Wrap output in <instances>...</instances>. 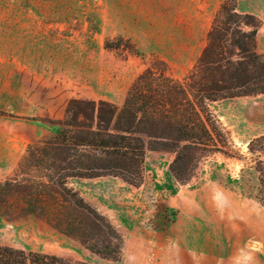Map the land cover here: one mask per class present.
Masks as SVG:
<instances>
[{
    "label": "rangeland",
    "instance_id": "1",
    "mask_svg": "<svg viewBox=\"0 0 264 264\" xmlns=\"http://www.w3.org/2000/svg\"><path fill=\"white\" fill-rule=\"evenodd\" d=\"M221 0L220 2H223ZM261 22L262 0H238ZM215 0H0V183L29 144L48 137L71 99L120 106L134 79L156 60L181 79L206 44ZM129 40L134 52L105 49ZM210 110L235 158L207 157L185 184L171 153L148 151L139 186L118 178L70 180L123 241L108 261L34 216H0V246L87 264H264V206L256 195L248 143L264 135V95L222 100ZM251 196V197H249Z\"/></svg>",
    "mask_w": 264,
    "mask_h": 264
},
{
    "label": "trees",
    "instance_id": "2",
    "mask_svg": "<svg viewBox=\"0 0 264 264\" xmlns=\"http://www.w3.org/2000/svg\"><path fill=\"white\" fill-rule=\"evenodd\" d=\"M260 24L257 16L239 10L238 0H224L202 52L183 78H173L156 60L134 79L120 106L69 100L63 116L48 121L50 135L29 144L13 175L0 183V216L37 217L100 258L118 260L121 236L69 181L112 177L139 186L146 153L163 151L173 155L170 173L185 184L207 157L235 158L210 106L264 95V56L256 51ZM121 47L138 55L129 40L104 45ZM248 153L256 155L250 167L258 183L253 199L264 206V135L248 143ZM0 264L87 263L0 246Z\"/></svg>",
    "mask_w": 264,
    "mask_h": 264
},
{
    "label": "crops",
    "instance_id": "3",
    "mask_svg": "<svg viewBox=\"0 0 264 264\" xmlns=\"http://www.w3.org/2000/svg\"><path fill=\"white\" fill-rule=\"evenodd\" d=\"M221 0H215V2H213V5L211 7V10H206V11H202V12H197V14H201L202 18H208V14H214L217 12V10L219 9L220 5L222 2H220ZM214 17V16H213ZM213 19V18H212ZM210 27V26H209ZM209 30V29H208ZM208 32V31H207Z\"/></svg>",
    "mask_w": 264,
    "mask_h": 264
}]
</instances>
